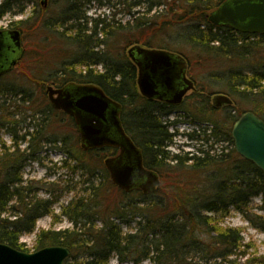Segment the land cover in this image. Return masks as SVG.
<instances>
[{
    "label": "trees",
    "instance_id": "trees-1",
    "mask_svg": "<svg viewBox=\"0 0 264 264\" xmlns=\"http://www.w3.org/2000/svg\"><path fill=\"white\" fill-rule=\"evenodd\" d=\"M31 1L30 15L11 21L9 28L20 31L22 42L37 40L33 47H23L20 73L14 68L0 77V135L12 136V145L2 142L0 148V243L31 252L20 238L36 233L33 251L68 247L65 264H109L113 257L132 264H264V255L244 257L249 245L240 230L219 225L233 210L264 231V217L254 218L249 208L255 197L264 204V172L236 152L232 137L233 124L244 112L264 120V35L213 25L208 12L224 0H48L46 6L42 0H2L0 20L24 13ZM95 1L111 15H88ZM120 15L130 19L124 23ZM44 43L52 44L49 52L55 59L49 65L42 58ZM133 45L176 52L190 67L191 61L209 68L217 62L231 64L225 87L234 105L217 109L210 94L201 91L189 97L193 109L184 118L207 123L185 134L198 144L196 151L168 150L177 136L169 130L175 122L162 120L159 111L166 105L138 93L137 70L126 54ZM28 55L32 60L25 64ZM70 80L97 84L122 103V120L141 147L146 168L160 176L156 192L119 189L104 164L114 149L86 151L80 146L73 119L53 108L46 92L47 83L61 87ZM223 111L228 118H211ZM22 144H27L24 150ZM48 147L67 155L62 169L80 173L82 189L62 206L61 216L72 228L37 232L44 216L60 221L54 215L56 200L39 197L34 183L24 179L25 167L39 161ZM120 222H136L135 231L124 232ZM240 253L242 257H233Z\"/></svg>",
    "mask_w": 264,
    "mask_h": 264
},
{
    "label": "water",
    "instance_id": "water-1",
    "mask_svg": "<svg viewBox=\"0 0 264 264\" xmlns=\"http://www.w3.org/2000/svg\"><path fill=\"white\" fill-rule=\"evenodd\" d=\"M42 4L46 6L47 0H43ZM208 19L215 26H229L237 32L263 35L264 0H225L209 14ZM22 49L19 30L0 29V77L18 63ZM128 56L138 67L139 91L149 100H166L177 105L189 91L195 89L193 80L186 76L188 62L180 54L134 45L128 49ZM164 90L171 91L169 97ZM47 94L56 110L74 117L84 150L106 146L121 149L118 156L104 160L116 187L127 193L140 190L148 194L158 190L160 176L146 168L141 149L122 125L121 104L95 84L63 89L49 85ZM76 94H81V97L75 99ZM233 104L234 101L226 94L212 96L215 108ZM112 127L116 129V134L112 133ZM232 137L236 152L264 172V120L253 111L244 112L233 124ZM70 255L71 250L63 246L25 252L0 243V264H65Z\"/></svg>",
    "mask_w": 264,
    "mask_h": 264
},
{
    "label": "rangeland",
    "instance_id": "rangeland-1",
    "mask_svg": "<svg viewBox=\"0 0 264 264\" xmlns=\"http://www.w3.org/2000/svg\"><path fill=\"white\" fill-rule=\"evenodd\" d=\"M2 0H0L1 2ZM48 1V0H47ZM34 8V2H30L26 5V10L22 14L17 15H10L6 14L1 20H0V29H6L9 28V24L11 21H19L22 19H26L30 13L32 12ZM52 9H55V6L52 7ZM154 12V11H153ZM152 12V13H153ZM112 11L106 7V6H100L96 1L92 3L91 8L88 10V15L90 16H96V15H108L110 16ZM210 13V12H208ZM119 19H122V21L125 23L128 19H130L129 16L123 17L118 16ZM91 25V24H90ZM89 25V26H90ZM36 38H29L23 41V47L27 46L29 48L33 47V43L36 42ZM172 39H168L170 41ZM51 43H44V49L45 54L43 53L42 58L44 59V62L46 65H49L54 61V57L50 54V47ZM189 47L192 49L191 45L189 44ZM61 49L65 48V45L62 44L60 46ZM129 49V48H127ZM127 54V52H126ZM128 55V54H127ZM204 56L202 55V58ZM32 60L31 55H28L26 57V60L23 62L25 64H29V62ZM23 63V64H24ZM22 65L21 60L19 63L14 67L16 73H20V68L18 66ZM190 65V64H189ZM13 68V69H14ZM230 63H216L212 68H209V65L207 63L202 64H195L194 61H191V67L189 69V74L191 78L196 82L197 90L192 91L188 98L191 97V95L194 94H200V91L202 94H205L206 96L210 94V97L213 94H227L229 91L228 88L225 87L226 84V76L230 75ZM217 69V70H216ZM96 70L98 72L104 71L103 66H97ZM215 70V71H214ZM225 78V79H224ZM52 85V84H46V87ZM201 87L204 90H201ZM137 90L139 93V88L137 85ZM195 95V96H196ZM187 100V99H186ZM193 102L192 98H189L184 104H182L183 111L185 109V112L187 113L188 108H192L191 105ZM243 109L250 110L249 106L243 107ZM165 111V110H164ZM164 111H159V114L162 115V120L164 121H178L176 124H173L170 126V132H174L177 134V136L174 139V143L171 144V146L168 148L169 151L172 153H184L187 151H196L197 145L195 142H191L183 133L190 131L191 129L198 128L202 130V127L207 125L206 122L200 124V123H191L189 120H186L184 116H186V113H176V112H169L165 113ZM224 111H228L227 113L230 114H236V110L227 109ZM219 112L216 114V116H211L213 120H221L224 118H228V114L225 112ZM164 112V113H163ZM163 113V114H162ZM210 117V116H208ZM29 123V120L27 121ZM26 123V124H27ZM26 124H23L21 127H26ZM32 130V129H31ZM24 130L21 132L23 133ZM4 142L6 146L12 145V136L5 131H2L0 135V148L1 144ZM190 144V146H189ZM27 144H22L20 146L21 150H24L26 148ZM202 147V146H201ZM192 148V149H191ZM204 149H207V146H203ZM216 152H219L221 150V146L217 145L215 146ZM67 159V155L64 154L62 151L54 148H46L39 154V161L32 162L28 164L24 169V179L28 181H32L34 183L35 189L38 190V196L45 199H50L53 197L54 200H56L53 209H54V215L58 216L60 218L59 222L53 221V216H44L40 218L37 221L36 224V231L39 230H47L51 227H53L55 230H64V229H70L72 228V224L70 221L61 216V210L63 205H67L68 202L72 198L76 196L78 192L81 191L82 185L81 180L83 179L80 175V173H74L71 169H62V162L63 160ZM72 188L71 190H68ZM74 189V190H73ZM47 190H52L54 194L51 196L46 193ZM68 190V191H67ZM264 207V204L262 203V198L255 197L252 199L251 204L249 205L250 208V214L251 216H261L264 217V209H260V207ZM122 224V229L124 232H133L135 231L136 222H132L130 225L125 224L123 222H120ZM220 227L227 228H235L241 231L242 237L245 240V243H247L249 246L245 247V251L242 254H245L244 257H259L261 255H264V231L258 230L253 227V225L243 217V215L237 211H231L230 215L222 221V223H219ZM201 239L206 244H210V240L207 234H200ZM35 239H36V233L32 234H25L20 238V242L24 243L26 245V248L29 249L31 252H33L34 246H35ZM208 247V246H207ZM242 254L233 256V257H242ZM109 264H132V263H119L115 257H113ZM142 264H153L150 260L144 261Z\"/></svg>",
    "mask_w": 264,
    "mask_h": 264
},
{
    "label": "flooded vegetation",
    "instance_id": "flooded-vegetation-1",
    "mask_svg": "<svg viewBox=\"0 0 264 264\" xmlns=\"http://www.w3.org/2000/svg\"><path fill=\"white\" fill-rule=\"evenodd\" d=\"M224 2V1H223ZM42 3H43V1H42ZM4 30H13L12 28H6V29H4ZM248 34V33H247ZM264 35V34H263ZM126 52H127V49H126ZM187 60V59H186ZM187 62H188V60H187ZM135 65V64H134ZM13 67H15V66H13ZM135 67H136V70H137V73H138V67L135 65ZM189 69H190V65H189V62H188V67H187V70H186V76L189 78V79H191V80H193L192 78H191V76H190V74H189ZM6 74V73H5ZM5 74H3V75H5ZM2 75V76H3ZM179 82V81H178ZM193 82H194V84H195V90H197V85H196V82L193 80ZM85 84H94V83H82V82H77V81H73V80H70V81H67L64 85H62L61 87H56V86H54L53 85V87L54 88H56V89H63V88H65V87H67V86H70V87H73V85L75 86V85H85ZM95 85H97V84H95ZM99 86V85H98ZM163 90V89H162ZM194 90V91H195ZM165 94H166V96L167 97H169L170 96V94H171V91H169V90H164L163 91ZM192 92V90L191 91H189L186 95H185V97L183 98V101L180 103V104H171V103H169V102H167L166 100H158V99H153L155 102H160L161 104H164V105H166V109H165V111L164 110H162V111H164L165 113L168 111V110H171L170 112H176V113H183V112H185V109H184V111H183V108H181L182 107V104H184L185 102H186V99H187V97H188V95L190 94ZM81 94H76L75 95V99H77L79 96H80ZM81 97V96H80ZM110 97V96H109ZM111 99H113L112 97H110ZM114 101H116V102H118L119 104H121L122 105V103H120L119 101H117V100H115V99H113ZM211 100V99H210ZM168 109V110H167ZM162 111H160V114H161V112ZM61 113H63V114H65V115H67V116H69V117H71L72 119H73V123H74V125H75V127H76V131H77V134H78V138H79V142H80V146H81V138H80V135H79V131H78V129H77V126H76V124H75V119H74V117L73 116H71V115H69V114H66V113H64L63 111H60ZM163 112V113H164ZM162 113V114H163ZM186 113V112H185ZM122 114H123V105H122V110H121V114H120V119H121V122H122V125H123V127H124V129H125V131H126V133L132 138V136L130 135V133H128V131H127V129H126V127H125V125H124V122H123V120H122ZM111 127V126H110ZM112 133H114V134H116V129L114 128V127H112ZM132 140L134 141V139L132 138ZM134 143L136 144V142L134 141ZM136 146L139 148V149H141V147H139L137 144H136ZM105 149H114V153L112 154V155H109V156H107L106 158H108V157H114V156H118L120 153H121V149L120 148H114V147H108V146H106V147H101V148H96V149H89L88 151H93V150H105ZM141 151H142V149H141ZM142 154H143V151H142ZM144 156V155H143ZM105 158V159H106ZM104 159V160H105ZM145 194V193H144ZM148 194H151V193H148Z\"/></svg>",
    "mask_w": 264,
    "mask_h": 264
}]
</instances>
